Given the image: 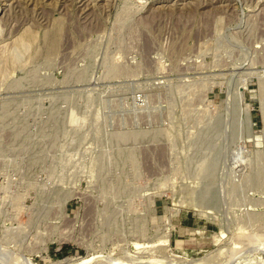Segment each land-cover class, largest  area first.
Listing matches in <instances>:
<instances>
[{"label":"rangeland","instance_id":"rangeland-1","mask_svg":"<svg viewBox=\"0 0 264 264\" xmlns=\"http://www.w3.org/2000/svg\"><path fill=\"white\" fill-rule=\"evenodd\" d=\"M0 264H264V0H0Z\"/></svg>","mask_w":264,"mask_h":264},{"label":"bare ground","instance_id":"bare-ground-1","mask_svg":"<svg viewBox=\"0 0 264 264\" xmlns=\"http://www.w3.org/2000/svg\"><path fill=\"white\" fill-rule=\"evenodd\" d=\"M243 119L247 123V126L249 127V123H250L249 111L247 109H245V108L243 110Z\"/></svg>","mask_w":264,"mask_h":264}]
</instances>
